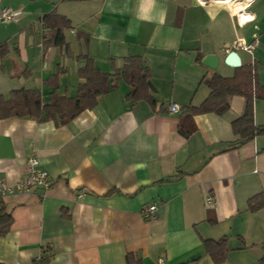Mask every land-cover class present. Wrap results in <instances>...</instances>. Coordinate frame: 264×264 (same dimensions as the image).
<instances>
[{
  "label": "crops",
  "instance_id": "obj_1",
  "mask_svg": "<svg viewBox=\"0 0 264 264\" xmlns=\"http://www.w3.org/2000/svg\"><path fill=\"white\" fill-rule=\"evenodd\" d=\"M1 1L21 11L0 21L4 99L19 89L39 92L42 105L75 98L88 59L108 75V90L65 123L0 118V187L12 189L2 199L13 217L0 263L45 255L43 264H214L203 241L225 237L221 264H264V205H248L264 201V135L234 146L232 130L245 99L231 96L226 112L194 115L193 132L179 131L183 108L210 93L203 79L253 64L264 85V0ZM48 13L69 20L65 45L44 47ZM230 51L238 67L224 63ZM208 54L219 58L215 69L202 63ZM132 57L149 70L153 104L127 99L122 72ZM170 103L180 111L169 112ZM253 116L264 125V100L254 99ZM31 156L51 184L17 192ZM150 203L157 210L147 220L141 210Z\"/></svg>",
  "mask_w": 264,
  "mask_h": 264
},
{
  "label": "trees",
  "instance_id": "obj_2",
  "mask_svg": "<svg viewBox=\"0 0 264 264\" xmlns=\"http://www.w3.org/2000/svg\"><path fill=\"white\" fill-rule=\"evenodd\" d=\"M41 23L44 29V47L65 45L63 31L70 28V22L65 16L48 13L41 18ZM122 74L131 87L127 95L129 101L136 102L143 99L154 103L148 93L149 70L139 58H129ZM79 76L85 79V82L79 85L75 98L53 95L46 105H42L40 94L35 90H14L8 99L0 95V118L29 116L39 120L58 118L64 123L70 121L80 111L95 106L97 97L108 90V75L96 69L90 59L79 69ZM202 83L210 89V93L199 106L183 108L182 115L185 117L179 126L182 134L188 136L193 132L192 117L194 115L223 114L228 110V99L231 96H241L245 99V105L240 117L232 123L233 133L237 137L234 146L244 144L258 135H264V125L254 124L253 101L254 99L264 100V85L258 83L254 66H239L231 77L215 73L210 78L203 79ZM248 205L249 209L254 211L261 208L264 201L261 196H255L249 200ZM12 224L13 217L0 196V236L6 235ZM203 244L205 252L212 258L214 264H221L225 260L228 252L225 237L218 240H204ZM47 259L48 256L42 255L36 264H43ZM262 261L264 262V257ZM127 262L140 264L130 257L127 258Z\"/></svg>",
  "mask_w": 264,
  "mask_h": 264
},
{
  "label": "built area",
  "instance_id": "obj_3",
  "mask_svg": "<svg viewBox=\"0 0 264 264\" xmlns=\"http://www.w3.org/2000/svg\"><path fill=\"white\" fill-rule=\"evenodd\" d=\"M21 11H14L10 8L4 6L2 1L0 0V21H12L15 20ZM243 49L247 51H251L248 46H242ZM251 66H254L253 64ZM169 112L171 113H178L180 111V107L176 103H170L168 107ZM39 162L38 159L34 156H31L27 159V173L19 179V181L15 185V190L21 193H27L34 188H48L51 184L49 179V175L46 171L42 170L38 166ZM12 189L9 186L2 185L0 187V196L3 197L7 193H10ZM82 196V193L80 194ZM208 202L212 199L207 198ZM157 210V206L155 203L146 204L142 207L141 214L142 216L147 219L151 220L154 218V213ZM158 264H162V260L160 259Z\"/></svg>",
  "mask_w": 264,
  "mask_h": 264
},
{
  "label": "water",
  "instance_id": "obj_4",
  "mask_svg": "<svg viewBox=\"0 0 264 264\" xmlns=\"http://www.w3.org/2000/svg\"><path fill=\"white\" fill-rule=\"evenodd\" d=\"M202 63L211 69H215L218 66L219 58L216 54H208L204 56V58L202 59ZM224 63L232 67H238L240 65V60L236 51H230L226 55ZM147 84L150 89L155 90V87L150 81H148Z\"/></svg>",
  "mask_w": 264,
  "mask_h": 264
},
{
  "label": "bare ground",
  "instance_id": "obj_5",
  "mask_svg": "<svg viewBox=\"0 0 264 264\" xmlns=\"http://www.w3.org/2000/svg\"><path fill=\"white\" fill-rule=\"evenodd\" d=\"M228 6H229V4H228ZM231 9H232V7H231Z\"/></svg>",
  "mask_w": 264,
  "mask_h": 264
}]
</instances>
